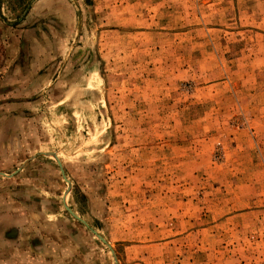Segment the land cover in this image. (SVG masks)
<instances>
[{
  "label": "rangeland",
  "instance_id": "rangeland-1",
  "mask_svg": "<svg viewBox=\"0 0 264 264\" xmlns=\"http://www.w3.org/2000/svg\"><path fill=\"white\" fill-rule=\"evenodd\" d=\"M0 173L65 264H264V0H0Z\"/></svg>",
  "mask_w": 264,
  "mask_h": 264
},
{
  "label": "crops",
  "instance_id": "crops-1",
  "mask_svg": "<svg viewBox=\"0 0 264 264\" xmlns=\"http://www.w3.org/2000/svg\"><path fill=\"white\" fill-rule=\"evenodd\" d=\"M188 2L197 5V0ZM204 2L211 4L212 0ZM0 176L13 178L6 173ZM30 197L9 187L0 190V264H65L69 234L62 226L66 221L56 222L52 213L51 218L43 219Z\"/></svg>",
  "mask_w": 264,
  "mask_h": 264
},
{
  "label": "water",
  "instance_id": "water-1",
  "mask_svg": "<svg viewBox=\"0 0 264 264\" xmlns=\"http://www.w3.org/2000/svg\"><path fill=\"white\" fill-rule=\"evenodd\" d=\"M60 166H61V168H62L61 163H60ZM67 210H68L73 216H75L77 219H79V218H78V217L72 212V210H71L70 208L67 207ZM79 220H80V219H79ZM102 241L105 242L104 239H102Z\"/></svg>",
  "mask_w": 264,
  "mask_h": 264
},
{
  "label": "trees",
  "instance_id": "trees-1",
  "mask_svg": "<svg viewBox=\"0 0 264 264\" xmlns=\"http://www.w3.org/2000/svg\"><path fill=\"white\" fill-rule=\"evenodd\" d=\"M26 0H21V2L25 3Z\"/></svg>",
  "mask_w": 264,
  "mask_h": 264
}]
</instances>
